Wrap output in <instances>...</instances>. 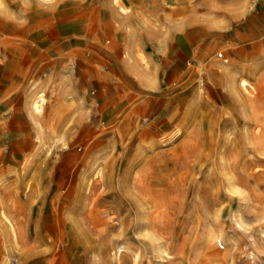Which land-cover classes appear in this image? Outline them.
Here are the masks:
<instances>
[{"label":"rangeland","instance_id":"rangeland-1","mask_svg":"<svg viewBox=\"0 0 264 264\" xmlns=\"http://www.w3.org/2000/svg\"><path fill=\"white\" fill-rule=\"evenodd\" d=\"M28 1L0 0V23L20 26L9 36L20 49L51 39L49 24L77 21L107 79L78 84L86 60L73 52L67 81L57 76L40 90L44 124L62 108L47 150L29 118L10 139L5 119L16 152L3 153L0 172V264L10 225L19 234L17 243L7 238L9 264H264V0H54L43 9ZM120 5L155 24L137 35L133 18L116 16ZM43 10L52 20L40 23ZM191 27L206 31L188 35ZM136 36L150 87L118 80L112 64ZM66 44L56 42L57 58L67 57ZM228 59L254 86L241 91L252 109L226 89L217 66ZM107 101L114 111L102 114ZM119 245L127 249L116 255Z\"/></svg>","mask_w":264,"mask_h":264},{"label":"crops","instance_id":"crops-1","mask_svg":"<svg viewBox=\"0 0 264 264\" xmlns=\"http://www.w3.org/2000/svg\"><path fill=\"white\" fill-rule=\"evenodd\" d=\"M39 7L43 9L44 5L43 6L39 5ZM50 13L51 11H44V10L40 12L39 14L40 23L49 22L48 20H52L53 15L50 16ZM60 16L61 17L63 16L64 17L63 19L66 18V16L64 15H60ZM115 19L117 23L118 22L120 23L121 19H119V17L118 18L115 17ZM6 20L0 23V30H1L0 44L7 42H12V44H10L11 47L9 48L6 47L5 48L6 50H2L3 47L2 45H0L1 46L0 49L2 50V51L0 50V142H1L0 172L4 167L5 159H6V154L3 153H8L10 151L16 152V150L13 147H11V142L7 144L8 140L6 141V139H8V137L4 134L6 130L4 128L5 127L4 123L6 122V120L9 121L10 123L12 122L11 126L13 128L10 130L11 136H9V139L11 137H14V133H16L15 135H18L20 130L19 129L20 117L29 118L32 121L36 133L38 134L37 126L35 123L38 121L40 124H43L44 126L45 124L42 121V118H36V116H34L35 114L32 108V103L37 98V95L42 93L39 91L44 89L46 86L48 87L49 81L51 82L53 78H57L58 76V79L61 81V83L67 81L68 77H70L71 71L66 68L65 63L68 60H70L69 57L73 55V52L78 55L85 56V60H86L85 62L86 68L81 72L80 76L77 78L78 84H83V83L85 84L86 81L88 83L94 84V82H97L98 79L101 82V84H104V81L107 79L106 74L105 75L102 74V76L99 75L96 66V62L99 63L100 60L102 59L99 58L98 60H96V56L94 55V53L87 52V50L84 49L85 33L86 34L90 33L88 32V28L84 24L79 22L81 24V25L79 24L80 25L79 26L77 21H75V24H73V21L71 20L66 21L68 23L62 22L54 25L49 24L50 27H47V29L45 30L49 31L51 39L46 41L44 40L43 43H40L38 46H30L27 48L26 51H24L20 49V47L22 46L20 44L21 42L15 43L16 40L14 38L9 37L12 34L21 33L18 31L17 28L19 27L20 29V26H17L18 24L14 25L9 20L7 21ZM72 25H75V27H73ZM128 34L129 31L126 32L124 31L122 32V34L119 35L128 36ZM117 39L119 42L120 38L117 37ZM56 42H64V43L67 42L65 46L69 50V52L65 54V56H67L66 58L63 57L60 59L57 58V56L60 54L57 53V51L53 50L55 47H57L55 45ZM113 61L114 63L112 64L114 69L117 68V70L120 71L121 74L120 75L116 73L118 80H123L120 77L122 76L130 87L135 86V88H139L140 82L128 70L124 57L122 62L120 61L121 63H119L118 57H115ZM152 74L155 78V74L153 73V71ZM36 92H38V94L34 96ZM100 94H102V97L105 99L104 92L101 93L100 91ZM57 108L60 109L59 112L62 115L61 112L62 108L58 104H55L53 106L51 110V115L53 111L56 110ZM110 109L114 111L109 101L105 102V109L102 114L108 112V110ZM32 113H33V117H32ZM112 117H113V113L111 114V116H109V118L112 119ZM107 119L108 118L106 117L104 120ZM115 119L116 118H113L111 121L114 122ZM50 121H52V119ZM17 125H19V127ZM15 127H18V129L15 130ZM2 141H4V144H2Z\"/></svg>","mask_w":264,"mask_h":264},{"label":"bare ground","instance_id":"bare-ground-1","mask_svg":"<svg viewBox=\"0 0 264 264\" xmlns=\"http://www.w3.org/2000/svg\"><path fill=\"white\" fill-rule=\"evenodd\" d=\"M19 1H21L23 4H29L28 2V0H19ZM54 2V0H36V3H37V6L39 7V5H45V4H47L48 2ZM112 2H114L115 4L117 3H120V0H112ZM55 3V2H54ZM54 3H52L53 5H54ZM116 4V5H117ZM3 5V4H2ZM52 5V6H53ZM115 7V6H114ZM45 8V7H44ZM105 8V7H104ZM53 11H51V13H50V16H52L53 15ZM117 13H119L118 15L116 14V16H120L121 18H123V19H126V18H133V29H134V32L136 33L137 32V35L144 29V27L146 26V25H148V24H151V23H153V21L152 20H146V18L141 14V13H138V12H134V11H132V9H127V8H124V7H122L121 5L119 6V8H118V12ZM178 15H179V13L178 12H176ZM8 14V13H7ZM115 14V13H114ZM10 16H13V15H10ZM18 17V16H17ZM95 17V16H94ZM115 17V16H114ZM16 18V17H15ZM53 18V17H52ZM118 18V17H117ZM121 18H119V19H121ZM12 20V19H11ZM10 20V21H11ZM7 21V20H6ZM13 21H15L14 19H13ZM49 21V20H48ZM7 23V22H6ZM17 23V22H16ZM19 23V22H18ZM153 24H155V23H153ZM17 25V24H16ZM17 26H19V25H17ZM16 26V27H17ZM161 26V25H160ZM5 27V26H4ZM10 28H11V26H10ZM18 28V30H19V27H17ZM13 30V29H12ZM205 31H206V29L205 28H198V27H191V28H189V30H188V32L189 33H187V31H186V33L188 34V35H194V33L196 32V34H199L200 36H203V34L205 33ZM13 32V31H12ZM11 33V32H10ZM195 34V35H196ZM198 35V36H199ZM7 38V37H6ZM158 46H159V51H162L163 52V50L162 49H160V47H161V44L160 43H158ZM157 46V47H158ZM142 48H141V45H140V41H139V39H138V37L136 36L135 37V41H134V43L133 44H130V46L128 45L127 46V48L125 49V51H126V55H125V57H124V59H125V61H126V66L129 68L128 70L139 80V82H140V84H142L143 86H145V87H150L151 85H152V83H154V79H153V77H152V75H151V72H150V66H149V61H148V59H147V57L143 54V52H142V50H141ZM230 49L231 50H234L235 51V49L233 48V47H230ZM257 49V48H256ZM125 51H124V53H125ZM135 53H137L136 55H134ZM223 56V55H222ZM224 63H227V64H224ZM214 64V63H213ZM212 64V65H213ZM199 65H200V63H199ZM218 65V64H217ZM214 67H212L211 69H213ZM217 68H219V69H221L222 70V72H220L221 74L220 75H224V76H226L227 77V81H228V84H227V87H226V89L229 91V93H232V94H234V96L235 97H237L238 99H239V102L241 103V105H245V106H249V108L250 107H252V106H254V103H255V101H253L252 99H250V98H246L245 96H243V95H241V91H242V89H244V91L245 92H250L251 91V93H252V90L254 89V86L251 84V82L250 81H248L247 79H245V78H241V79H239L238 77H237V75H238V73L240 72L241 73V71H243V69H244V67L243 66H239V65H235L234 63H229V59L227 60V61H223V63H219V66H217ZM216 69V68H215ZM200 70L201 71H205V66H204V64L202 63L201 64V68H200ZM190 72H192V71H189V73ZM187 73V72H186ZM210 73H212V74H214V72H210ZM189 76L190 74H184L183 76H181L182 77V79L181 80H183L184 78H185V76ZM258 75V74H257ZM64 80V79H63ZM62 80V81H63ZM66 85V84H65ZM201 86V85H200ZM152 89H154V88H152ZM251 89V90H250ZM254 91V90H253ZM41 92V91H40ZM44 92H42L41 94H39V95H37V98L35 99V101L32 103V101H31V103H32V108H33V111H34V116H36V118H42V115H43V111H44V107H45V104L47 103V98H46V96L43 94ZM38 94V93H37ZM31 98V97H30ZM32 100V99H31ZM30 106V105H29ZM31 108V107H30ZM31 108V109H32ZM56 108V107H55ZM54 108V109H55ZM246 108V107H245ZM244 108V109H245ZM249 108H247L248 110H249ZM30 109V110H31ZM250 109H252V108H250ZM59 108H57L56 110H54L53 111V113H52V121H49V123H46L45 124V126L43 125V124H40L38 121L35 123L36 124V126H37V132H38V134H39V136H38V134H37V136H38V140H39V143H41V144H43V147L47 150L48 149V147H49V141H50V139H51V136H53V137H56L55 135H57V125H56V122H58V120L60 119V116H61V114H60V112H59ZM253 110H255L254 108H253ZM252 110V111H253ZM32 111V110H31ZM245 112H246V110H244ZM62 112V111H61ZM32 117H33V113H32ZM31 117V118H32ZM36 118H35V120H36ZM39 120H41V119H39ZM41 122V121H40ZM34 124V125H35ZM35 126V127H36ZM245 127V126H244ZM246 128H248V127H246ZM247 131H248V129H246ZM250 130V129H249ZM46 131H48V132H46ZM248 133V132H247ZM256 134V133H255ZM56 141H60V143L62 142V146H66V145H68V143L66 142V138H63V137H59V139H57ZM261 143V142H260ZM38 147V146H37ZM67 147V146H66ZM65 149V148H64ZM100 172V171H99ZM4 214V213H3ZM2 214V215H3ZM62 214V213H61ZM4 216H5V214H4ZM6 217V216H5ZM7 219H8V215H7ZM1 220H2V218H1ZM110 220V219H109ZM112 220V219H111ZM3 221V220H2ZM1 221V222H2ZM10 221H11V219H10ZM108 221V220H107ZM106 223H110V222H106ZM105 222H104V224H106ZM14 225V224H13ZM145 225V224H144ZM6 226V225H5ZM9 226V225H8ZM11 226V228H10V233L8 234V236L7 235H4V237H2V239H3V246H4V248H5V251H6V254H7V256H6V258L4 257L3 258V264H9L7 261H8V258H9V252H8V248H7V246L5 245L6 244V241H7V238L9 239L8 241H11L12 243H17L18 242V235L17 234H19V232L17 231L16 232V229H13V226L12 225H10ZM9 226V227H10ZM104 227H105V225H103ZM0 227H2V226H0ZM46 227V226H45ZM49 227V226H48ZM48 227H47V229H48ZM109 227V226H108ZM107 227V229L106 230H108L109 228ZM16 228V227H15ZM147 228V227H146ZM7 229V228H6ZM56 229V228H55ZM143 229H145V228H143ZM152 229V228H151ZM59 230H60V228H59ZM105 230V231H106ZM107 234L109 233V231L108 232H106ZM105 233V234H106ZM60 234H63L62 233V230H60ZM147 234V233H146ZM145 235V234H144ZM263 235V234H262ZM103 236H105L104 234H103ZM22 238V237H21ZM164 238V237H163ZM63 239H64V237H63ZM66 239V238H65ZM63 241V240H62ZM150 241V240H149ZM109 243V242H108ZM117 243V242H116ZM118 243H120V241L118 242ZM117 243V244H118ZM121 243H122V241H121ZM254 243V242H253ZM108 246H110V245H108ZM113 246V245H112ZM117 246V245H116ZM125 246V245H124ZM123 245H119L118 247H117V252H115L116 253V255H117V253H118V251L120 252L122 249H124L125 247H124ZM19 247V246H18ZM114 247H115V244H114ZM157 247H160V246H157ZM156 247V248H157ZM107 249V248H106ZM125 249H127V248H125ZM110 249L108 248V251H109ZM165 250V249H164ZM162 251L163 252V254L165 253V251ZM159 251V250H158ZM110 252V251H109ZM114 252V251H113ZM161 253V252H160ZM168 254V253H167ZM167 256V255H166ZM162 258V257H161ZM220 264V263H219Z\"/></svg>","mask_w":264,"mask_h":264}]
</instances>
